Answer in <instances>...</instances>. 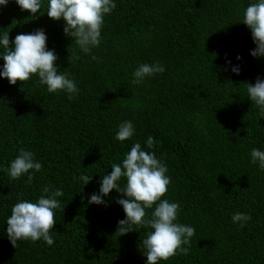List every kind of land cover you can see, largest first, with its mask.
<instances>
[{
  "label": "trees",
  "instance_id": "16d2710c",
  "mask_svg": "<svg viewBox=\"0 0 264 264\" xmlns=\"http://www.w3.org/2000/svg\"><path fill=\"white\" fill-rule=\"evenodd\" d=\"M113 2L90 54L65 35L63 20L47 16L49 0L35 16L15 0L0 5V37L8 32L14 47L16 35L43 29L58 74L79 89L69 99L49 93L38 76L16 85L0 76V264H147L140 245L151 229L116 233L126 219L120 194L104 197L107 206L85 199L135 143L167 167L171 183L162 199L179 203L176 222L195 228L188 255L158 264H264V170L251 163L253 148L264 151V118L247 94V83L264 80V57L251 55L256 45L242 23L258 0ZM157 61L164 73L132 83L141 64ZM3 64L0 58V72ZM126 120L135 132L120 142L115 136ZM20 148L42 164L31 184L28 174L12 180L5 171ZM81 175L93 178L85 186ZM45 185L63 192L54 244L21 240L15 248L6 234L11 209L38 202ZM237 212L251 216L244 227L232 221Z\"/></svg>",
  "mask_w": 264,
  "mask_h": 264
},
{
  "label": "clouds",
  "instance_id": "9594fccd",
  "mask_svg": "<svg viewBox=\"0 0 264 264\" xmlns=\"http://www.w3.org/2000/svg\"><path fill=\"white\" fill-rule=\"evenodd\" d=\"M22 11H28L33 16L41 11V0H15ZM9 0H0V5L7 6ZM116 8L113 0H49L46 14L50 19L65 22L64 33L73 39L81 51L90 54L93 48L101 43V30L104 17ZM243 24L251 30L256 48L251 51L253 57H264V0H258L246 7ZM47 36L43 29L30 34H18L14 40V47L10 46V36L5 32L0 37V45L4 51L0 53L3 59V70L0 76L6 78L11 85L22 84L33 75L38 76V82L47 86L49 93L64 91L69 99L79 92L74 80L67 75L58 74L56 61L58 56L54 50L47 49ZM75 59H79L76 56ZM97 60L96 56H92ZM242 59V57H237ZM73 57L69 56V63ZM230 63V62H229ZM232 72L239 75V66L232 67ZM165 67L157 61L154 64H141L133 72V84H142L146 78L157 73H164ZM248 98L259 109V115L264 118V80L257 78L253 85L247 83ZM135 132L131 121H124L119 125L115 139L124 142L133 137ZM147 147H154V138H147ZM251 163L259 165L264 170V151L253 148ZM42 169V164L34 159V154L24 148L19 149V155L5 169L12 180H18L28 174L26 183L31 184L34 173ZM112 171L101 177L100 188L90 197H85L88 204L107 206L104 197L114 189L120 194L116 203L122 206L126 219L118 221L116 233L120 237L136 231V227L149 228L146 238L142 240L140 249L147 258V264H158L168 261L175 255H188L191 239L195 235V228L176 222L180 212V204L162 199L168 192L171 179L166 175L167 167L156 158L155 153L142 150L140 143H135L126 154L122 164H113ZM34 170V172L32 171ZM31 173V174H30ZM93 177L81 175L79 179L86 186ZM126 180L125 186L120 187L118 181ZM38 202L22 200L11 209L7 219L6 234L13 247L17 248L18 241L43 240L47 245L54 244L50 235L56 220L54 210L60 208L57 197L63 196L60 189L53 190L45 185ZM146 210H152L150 214ZM251 220V216L237 212L232 221L240 227ZM115 233V234H116ZM188 245L189 247H184Z\"/></svg>",
  "mask_w": 264,
  "mask_h": 264
}]
</instances>
